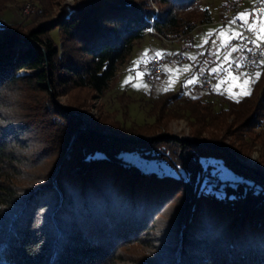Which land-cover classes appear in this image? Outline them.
<instances>
[{"label":"trees","instance_id":"16d2710c","mask_svg":"<svg viewBox=\"0 0 264 264\" xmlns=\"http://www.w3.org/2000/svg\"><path fill=\"white\" fill-rule=\"evenodd\" d=\"M58 5L51 18L0 23V261L264 264V149L249 164L264 148V76L251 95L220 97L219 109L211 91H168L149 103L152 123L127 128L131 97H117L122 123L95 101L146 40L189 46L213 23L209 10L202 0ZM92 109L91 129L119 140L68 113ZM183 119L189 135L168 138ZM134 155L176 176L145 173ZM210 160L236 179L212 178Z\"/></svg>","mask_w":264,"mask_h":264},{"label":"rangeland","instance_id":"374dc122","mask_svg":"<svg viewBox=\"0 0 264 264\" xmlns=\"http://www.w3.org/2000/svg\"><path fill=\"white\" fill-rule=\"evenodd\" d=\"M46 1V0H45ZM44 0H7L0 2V23H19L25 21L30 23L32 21L44 20L51 18L59 11L58 3L61 0H52V3L47 5ZM69 5L79 2V0H64ZM30 4L33 8V13L30 15H23L22 10L25 5ZM45 4V6H44ZM203 7H207L212 17L213 23L199 26L192 33V41L189 46H184L179 43L167 42L163 39L162 42L145 41L141 49L138 48L131 54L127 62L118 68L117 77L118 83L113 87H109L104 97L96 100L94 105L101 103L103 109L112 115L114 120L122 123L120 105H118L117 97L125 94L133 100L129 105L128 119L125 124L126 127H138L144 124L152 123L148 111L152 101L162 96L168 91L183 89L191 96L202 95L210 91L199 90V73L203 70L209 69L217 71L219 77L212 86L214 96L216 97L215 108L219 109L220 97H225L231 100H240L247 95L244 92L251 91L254 83L264 76V69L254 70L250 77H246L240 62V50L238 45L230 46L232 39L237 36L233 33H238V30L231 29L228 26L216 25L221 13L222 0H202ZM248 4V2L246 3ZM48 8L44 12L42 7ZM222 16V15H221ZM259 16H264V9L259 13L250 26V31L257 37L258 40L264 42V32H260V28L264 27V21L259 24ZM223 34V35H222ZM51 37L55 42H58L57 33L52 32ZM207 41V43H204ZM40 46V45H39ZM42 47V46H41ZM233 49H236L233 51ZM159 53V55H158ZM164 56V74L158 81L148 80L144 73V64L148 61L150 56ZM143 64V66L141 65ZM239 64L240 67H236ZM261 68V67H260ZM256 73H260L259 78ZM243 74V75H241ZM249 80L248 85L243 84V80ZM193 83H188V81ZM51 90V89H50ZM52 91V90H51ZM53 93V91H52ZM65 99H61L63 102ZM95 112L96 115L90 121L93 122L98 117V111L92 109L86 115ZM186 119L173 121L169 124V135L178 138H184L189 135L190 127ZM264 127H262L263 129ZM261 129V130H262ZM262 148L257 145L250 157V162L253 165L261 158ZM135 166L145 173L168 174L176 176L168 166L164 163L144 161L137 156H127ZM211 165V174L216 173L217 177L223 180H235L230 172L225 170L221 162L208 161L204 162V166ZM215 178V174H212ZM211 178H209L210 181ZM212 182V181H211ZM214 183V182H213ZM0 264H5L0 261Z\"/></svg>","mask_w":264,"mask_h":264},{"label":"built area","instance_id":"2783aa9c","mask_svg":"<svg viewBox=\"0 0 264 264\" xmlns=\"http://www.w3.org/2000/svg\"><path fill=\"white\" fill-rule=\"evenodd\" d=\"M247 3V0H223L221 8L228 5L238 6V12L244 11L246 19L244 21L236 17L237 14L230 16L229 18L218 20L216 25L228 26L231 29L238 30V33H242L243 36H237L232 39L230 46L237 44L240 50V62L243 68L244 75L250 77L254 70H258L261 66V59H264V42L258 40L256 36L250 31V26L253 23L256 16L264 9V0H254L251 3ZM23 15H30L33 13L31 5H25L22 10ZM235 21V23H233ZM246 37L247 39H244ZM187 40V39H182ZM170 41V40H168ZM249 41H254L250 43ZM171 43H174L171 41ZM255 61V63H253ZM164 56L153 55L150 56L144 66V73L148 80L158 81L164 74ZM219 77L217 71H211L209 69L203 70L199 73V90L210 91L214 85L216 79Z\"/></svg>","mask_w":264,"mask_h":264},{"label":"water","instance_id":"95a60500","mask_svg":"<svg viewBox=\"0 0 264 264\" xmlns=\"http://www.w3.org/2000/svg\"><path fill=\"white\" fill-rule=\"evenodd\" d=\"M30 44H33V43H30ZM34 45L38 46L39 48H41V49L43 50V48H42L41 46H39L38 44H34ZM50 91H51V90H50ZM51 94H52V91H51ZM52 95H53V94H52ZM68 113L71 114V115H73V116H75V117H77V118H79V119L83 122V124H84L83 129H85V130H86L87 132H89L90 134H94V135H97V136H104V137L111 138V139H114V140H119V138H113V137H110V136H105V135L98 134V133L94 132V131L91 129V127H90V121H91V120L94 118V116L96 115L95 112L90 113V114H88V115H86V116H79L78 114L71 113V112H68ZM167 137H168V138H171V139H174V140H183V138H178V137L171 136V135H169V136H167ZM141 141H143V142H147V140H141ZM236 162H237L240 166H242V167H244V168H247V169L253 170L252 167H250V166H244L241 162H239V161H237V160H236Z\"/></svg>","mask_w":264,"mask_h":264},{"label":"snow or ice","instance_id":"6c2138e0","mask_svg":"<svg viewBox=\"0 0 264 264\" xmlns=\"http://www.w3.org/2000/svg\"><path fill=\"white\" fill-rule=\"evenodd\" d=\"M243 15L244 14H241V16L243 17ZM233 23H235V21H233ZM260 32H264V27H262V28H260ZM223 35V34H222ZM233 35H236V36H243V34L242 33H233ZM258 39H259V37H257ZM244 39H247L246 37H244ZM250 43H254V41H249ZM204 43H207V41H204ZM236 49H233V51H235ZM158 55H159V53H158ZM253 63H255V61H253ZM260 63H262V64H264V59H262L261 61H260ZM236 67H240V65L239 64H237L236 65ZM213 71H215V69L213 70ZM241 75H243V74H241ZM259 76H260V73H256V77L257 78H259ZM249 80H247V79H245V80H243V84L244 85H248L249 84ZM188 83H193V81H188ZM244 95H251V92L250 91H247V92H244L243 93Z\"/></svg>","mask_w":264,"mask_h":264},{"label":"bare ground","instance_id":"6f19581e","mask_svg":"<svg viewBox=\"0 0 264 264\" xmlns=\"http://www.w3.org/2000/svg\"><path fill=\"white\" fill-rule=\"evenodd\" d=\"M27 5H29V4H27ZM237 12H238V6H236V5H228V6H224L223 8H222V16L223 17H221L219 20H222V19H226V18H229L230 16H233L234 14H237ZM175 42V41H174ZM178 42V41H177ZM262 60V59H261ZM263 64L261 63V66H262ZM203 91H206V90H203ZM86 116V115H85ZM250 164H252L251 162H250Z\"/></svg>","mask_w":264,"mask_h":264},{"label":"crops","instance_id":"0c3cea01","mask_svg":"<svg viewBox=\"0 0 264 264\" xmlns=\"http://www.w3.org/2000/svg\"><path fill=\"white\" fill-rule=\"evenodd\" d=\"M222 1H223V0H222ZM253 1H254V0H247L248 3H251V2H253ZM221 13H222V11H221ZM241 14H244L243 17L241 16ZM220 16H221V15H220ZM218 17H219V16H218ZM221 17H223V16H221ZM236 17L239 18L240 20L244 21V20L246 19V14H245L244 11H240V12H237ZM219 19H220V17H219ZM258 19H259V24H262L263 21H264V16H259ZM254 20H255V19H254ZM212 89H213V87H212ZM212 89H211L210 91L213 93Z\"/></svg>","mask_w":264,"mask_h":264}]
</instances>
